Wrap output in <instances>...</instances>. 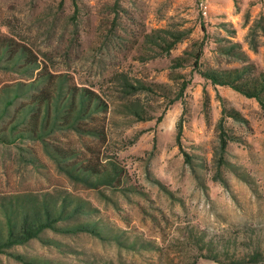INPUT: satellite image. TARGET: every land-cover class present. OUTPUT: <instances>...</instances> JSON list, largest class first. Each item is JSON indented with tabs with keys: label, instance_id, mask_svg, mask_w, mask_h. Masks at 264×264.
Instances as JSON below:
<instances>
[{
	"label": "rangeland",
	"instance_id": "obj_1",
	"mask_svg": "<svg viewBox=\"0 0 264 264\" xmlns=\"http://www.w3.org/2000/svg\"><path fill=\"white\" fill-rule=\"evenodd\" d=\"M208 3L203 16L197 0H0L2 32L107 103L98 114L103 137L59 134L78 159H92L96 170L85 174L95 185L70 178L40 143L30 152L0 145V198L77 196L87 205L80 218L112 237L47 229L48 241L11 251L46 264H264V111L256 98L202 77L190 53L203 44V68L259 78L264 0ZM160 28L187 34L165 51L145 41ZM0 264L28 263L0 254Z\"/></svg>",
	"mask_w": 264,
	"mask_h": 264
},
{
	"label": "trees",
	"instance_id": "obj_2",
	"mask_svg": "<svg viewBox=\"0 0 264 264\" xmlns=\"http://www.w3.org/2000/svg\"><path fill=\"white\" fill-rule=\"evenodd\" d=\"M202 29H205L203 25ZM252 32L253 28L250 35ZM186 34V30L160 28L145 34V41L169 51ZM251 39L253 44V36ZM190 53L193 56V66L202 77L214 85H228L249 97L256 98L264 111V73L259 78H247L245 68H203L200 62L203 44ZM175 59L177 65H182V57ZM0 73L17 75V78L0 80V145L16 146L22 151L30 152V144L40 143L42 150L70 178L87 185H95L85 174H91L96 170L92 159L90 157L78 159L77 150L65 145L59 134L74 131L78 136L103 137L104 129L99 124L98 114L107 109V103L97 90L77 84L73 75L67 71H53L30 46L1 30ZM187 83L188 80L182 82L181 93L187 87ZM127 85L133 87L134 91L147 88L143 83L136 86L130 83ZM133 108L138 114L135 104ZM224 112L236 115L226 108L223 109ZM218 127L221 137L220 148L224 151L228 139L222 118ZM182 128L180 121L178 141ZM85 207L86 202L74 195H65L58 199L46 194L22 192L1 197L0 254L13 255L28 264H46V261L26 257L11 249L17 245H25L32 239L48 241L42 236L47 229L67 232L88 231L101 238L110 239L112 233L104 231L103 226L95 221L80 218L82 213L87 211ZM61 221L68 223L61 225L59 224Z\"/></svg>",
	"mask_w": 264,
	"mask_h": 264
},
{
	"label": "built area",
	"instance_id": "obj_3",
	"mask_svg": "<svg viewBox=\"0 0 264 264\" xmlns=\"http://www.w3.org/2000/svg\"><path fill=\"white\" fill-rule=\"evenodd\" d=\"M199 10L203 16L208 15L209 13V3L208 0H197Z\"/></svg>",
	"mask_w": 264,
	"mask_h": 264
}]
</instances>
